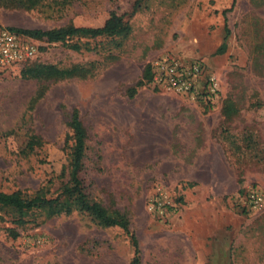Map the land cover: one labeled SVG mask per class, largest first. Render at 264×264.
<instances>
[{"label":"rangeland","instance_id":"374dc122","mask_svg":"<svg viewBox=\"0 0 264 264\" xmlns=\"http://www.w3.org/2000/svg\"><path fill=\"white\" fill-rule=\"evenodd\" d=\"M38 0L30 10L0 5V24L17 30L63 25L97 27L110 11L129 35L112 44L97 37L45 43L32 62L0 75V191L52 196L67 181L68 122L85 130L80 178L87 196L123 213L137 241L139 264H264V206L246 211L238 195L264 196V0H236L225 14L233 55L207 52L219 37L228 0ZM203 41L198 44L194 36ZM211 31V32H210ZM79 44L77 51L66 47ZM66 44V45H65ZM160 52L199 59L218 80L209 108L148 86H136ZM207 52V53H203ZM32 63L94 67L84 79L41 83L20 71ZM221 102L234 113L224 122ZM42 142L19 154L28 134ZM162 195L163 213L148 211ZM264 199V198H263ZM15 239L0 220V264H128V238L89 216L26 218Z\"/></svg>","mask_w":264,"mask_h":264},{"label":"trees","instance_id":"16d2710c","mask_svg":"<svg viewBox=\"0 0 264 264\" xmlns=\"http://www.w3.org/2000/svg\"><path fill=\"white\" fill-rule=\"evenodd\" d=\"M38 0H0V5L4 7L30 10ZM140 1L134 0L131 7L132 12ZM234 0H230L228 9L221 12L223 19V39L222 43L217 46L215 53H222L225 46V41L229 35L226 27L225 14L230 12L234 7ZM15 32L21 33L29 38L41 40L45 43H61L83 39H93L97 37L109 38L112 44L119 45L129 33L130 28L123 15H118L115 11H110L107 18L100 26L97 27H74L72 25H63L47 30L32 29V30H17L8 27ZM66 45V44H65ZM79 44L71 43L66 45L70 50L77 51ZM40 46H38L39 50ZM94 67H79L72 66L68 69L58 68L51 64L32 63L20 71V75L25 79H34L41 83L39 88L34 91L32 98L29 101L30 106L38 99L46 89V83L54 82L62 79H84L93 74ZM149 81V64H145L141 78L136 82V86L147 83ZM220 113L222 120L226 122L234 110L229 103L221 102ZM70 135L68 137L70 143L67 152V181L62 184L55 194L47 196L48 190L43 187L36 189L30 195H22L19 191L3 192L0 191V220L7 217L12 226L3 228L5 234L12 239L18 236L17 229L26 224V218L34 211L42 213L46 218L52 216H69L72 213H81L89 216L97 225L101 227L115 226L120 229L128 238L131 257L128 264H139L137 241L134 234L129 230V222L125 214L120 213L114 208H106L97 201L90 199L82 185L80 174L82 171V158L85 149V130L82 127L76 110H73L68 122ZM42 140L38 135L28 134L26 140L19 150V154L27 155L33 151V148L40 146ZM242 192V191H241Z\"/></svg>","mask_w":264,"mask_h":264},{"label":"built area","instance_id":"2783aa9c","mask_svg":"<svg viewBox=\"0 0 264 264\" xmlns=\"http://www.w3.org/2000/svg\"><path fill=\"white\" fill-rule=\"evenodd\" d=\"M40 42L15 32L0 24V75L20 69L32 62L38 54ZM148 86L160 91L172 93L188 100L201 101L209 108L218 97V80L199 59H183L168 52H160L148 60ZM162 195L148 200V211L163 213ZM238 205L251 212L261 211L264 196L257 187H248L238 195Z\"/></svg>","mask_w":264,"mask_h":264},{"label":"crops","instance_id":"0c3cea01","mask_svg":"<svg viewBox=\"0 0 264 264\" xmlns=\"http://www.w3.org/2000/svg\"><path fill=\"white\" fill-rule=\"evenodd\" d=\"M228 5L230 4V0H228ZM236 2V0H234V3ZM234 5V4H233ZM230 6V5H229ZM229 8V7H228ZM226 27H227V29L229 28L228 26H227V21H226ZM211 32V31H210ZM206 33H209V32H207V31H204L203 32V34H202V36H200V37H197V36H194L193 38L194 39H196V42L198 43V44H200L202 41H203V36L206 34ZM223 19H222V27L221 28H219V37L217 38V34H216V40H214L215 42H212V43H209V49H207L208 51L207 52H214L215 53V49L217 48V46L218 45H220L221 43H222V39H223ZM234 43V40H233V37L231 36V34L230 35H228V37H227V39H226V41H225V44H224V46H225V48L224 49H226V51L228 52H231L233 55H235V54H237L239 51H240V49H238V48H236V52H233V50L231 49V46H232V44ZM224 51V50H223ZM207 52H203V53H207Z\"/></svg>","mask_w":264,"mask_h":264}]
</instances>
